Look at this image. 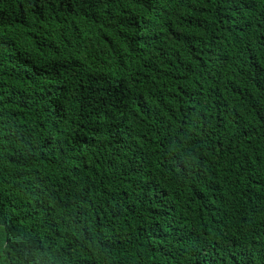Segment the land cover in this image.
I'll return each instance as SVG.
<instances>
[{"label": "trees", "instance_id": "1", "mask_svg": "<svg viewBox=\"0 0 264 264\" xmlns=\"http://www.w3.org/2000/svg\"><path fill=\"white\" fill-rule=\"evenodd\" d=\"M0 264H241V0H0ZM243 264H264V0H243Z\"/></svg>", "mask_w": 264, "mask_h": 264}]
</instances>
